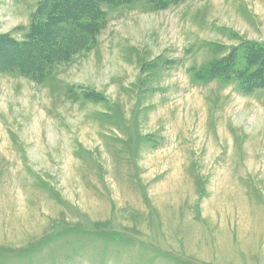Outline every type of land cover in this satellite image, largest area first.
<instances>
[{
	"label": "rangeland",
	"instance_id": "1",
	"mask_svg": "<svg viewBox=\"0 0 264 264\" xmlns=\"http://www.w3.org/2000/svg\"><path fill=\"white\" fill-rule=\"evenodd\" d=\"M42 2L0 0V36ZM101 10L0 61V264H264V0Z\"/></svg>",
	"mask_w": 264,
	"mask_h": 264
},
{
	"label": "trees",
	"instance_id": "2",
	"mask_svg": "<svg viewBox=\"0 0 264 264\" xmlns=\"http://www.w3.org/2000/svg\"><path fill=\"white\" fill-rule=\"evenodd\" d=\"M134 1L140 0H43L33 17L25 44L9 36H0V61L11 69L22 71L23 62L27 59H38L36 65L40 66L43 60L47 62L51 57L72 55L85 48L88 38L97 32L103 16V4L122 5ZM144 1L158 2L164 6L178 0ZM65 34L68 36L63 39L62 35ZM58 35L62 36L59 42L50 43L46 39L47 36Z\"/></svg>",
	"mask_w": 264,
	"mask_h": 264
}]
</instances>
